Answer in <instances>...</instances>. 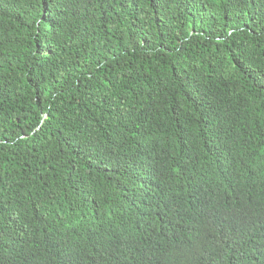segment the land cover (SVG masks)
<instances>
[{
	"label": "trees",
	"instance_id": "16d2710c",
	"mask_svg": "<svg viewBox=\"0 0 264 264\" xmlns=\"http://www.w3.org/2000/svg\"><path fill=\"white\" fill-rule=\"evenodd\" d=\"M0 264H264V0H0Z\"/></svg>",
	"mask_w": 264,
	"mask_h": 264
}]
</instances>
